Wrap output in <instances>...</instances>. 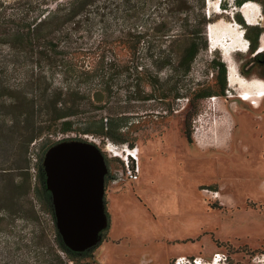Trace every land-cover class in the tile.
Segmentation results:
<instances>
[{
	"label": "rangeland",
	"instance_id": "1",
	"mask_svg": "<svg viewBox=\"0 0 264 264\" xmlns=\"http://www.w3.org/2000/svg\"><path fill=\"white\" fill-rule=\"evenodd\" d=\"M247 1L260 6L251 7V14L261 18L257 27L264 28V0ZM219 6L222 13L211 12L220 10ZM205 13L211 23L237 21L240 16L248 25L234 0H205ZM171 22L152 23L150 53L165 50L168 55L167 49L177 48L178 43L172 46L171 39L165 41L161 37L169 29L175 34L180 32ZM124 27L111 17L106 24L95 23L88 30L74 32L70 44L76 51L89 49L105 39L102 35L108 41L117 38L126 30ZM257 27L250 29L251 36H255ZM263 34L264 31L259 35L258 47ZM219 40L226 41V34L220 35ZM210 42L208 50L200 51L187 76L157 69L154 74L158 80L157 98L149 101L138 100L139 96L153 92L149 86L133 88L135 76L117 73L128 54L120 47L116 49L118 65L113 70L115 75L110 77V94L98 104L100 107L84 106L81 115L127 118L121 131L125 141L102 139L100 149L108 168L104 194L108 224L104 239L79 264H176L181 257L193 264L195 260L198 264L200 260L204 264H264V98L257 107L243 101L239 96L246 91L230 86L227 74L225 96H210L194 105L188 102L186 89L215 87L218 72L210 65L215 58L210 52L214 51ZM258 50L233 55L238 74L243 78L264 81V56L256 58ZM219 52L223 61V53ZM98 60L76 54L71 62L95 66ZM113 60V55L108 54L106 61ZM140 62H148V58L143 57ZM49 75L57 84L66 80L78 84V78L66 65L51 70ZM94 84L93 89L91 84H82L92 102L96 99V81ZM177 88L184 98L174 99ZM215 97L218 99L211 101ZM82 102L88 104V99ZM186 123L191 128V143L185 135ZM79 138L90 141L83 135L69 133L47 136L33 144L30 173L39 176L45 144ZM108 140L120 148L125 143L139 148L137 180H128L122 159H111L104 151ZM34 204L40 223H17L27 225L26 233L35 230L39 236L46 215L36 200ZM26 215L32 216L30 211ZM8 239L11 236L0 232V242ZM214 254L225 255L226 262H214ZM5 262L0 256V264Z\"/></svg>",
	"mask_w": 264,
	"mask_h": 264
},
{
	"label": "trees",
	"instance_id": "2",
	"mask_svg": "<svg viewBox=\"0 0 264 264\" xmlns=\"http://www.w3.org/2000/svg\"><path fill=\"white\" fill-rule=\"evenodd\" d=\"M245 2L234 0L237 7ZM111 17L125 26L120 36L108 41L102 35L105 39L95 47L78 51L72 48L74 32L88 30L95 23L106 24ZM167 20L176 24L180 32L175 34L169 29L161 37L165 41L171 39L172 46L178 43L177 48L167 49L168 55L165 50L150 53L152 23L163 24ZM237 22L245 28L249 49L257 52L264 28L246 25L240 16ZM210 23L205 0H0V232L11 236L10 241L0 242V256L7 264H79L94 249L76 253L64 245L43 167L39 164L38 177L30 173L32 145L47 136L69 133L125 141L121 131L127 118L81 115L84 106L96 108L110 94V77L118 65L116 49L120 47L128 54L117 73L135 76L133 88L149 86L153 92L138 97L149 101L157 98V69L187 76L200 51L209 49L206 27ZM252 27H257L255 36L249 33ZM210 52L215 55L211 68L218 72L215 87L186 89V98L192 105L210 96H225L227 65L221 61L219 50ZM76 54L99 60L95 66L74 64L71 61ZM108 54L113 55V61H106ZM255 54L258 59L264 56V52ZM143 57L148 62H140ZM65 65L78 78V84L74 80L57 84L49 75L51 70ZM94 81L96 99L92 102L82 84H91L93 89ZM184 97L177 88L174 99ZM83 99H88V104ZM185 135L191 143L192 132L187 123ZM56 143L45 144L44 150ZM34 200L46 215L39 236L35 230L26 233L27 225L17 223H40ZM29 211L31 217L26 215ZM100 237L102 241L104 231Z\"/></svg>",
	"mask_w": 264,
	"mask_h": 264
},
{
	"label": "water",
	"instance_id": "3",
	"mask_svg": "<svg viewBox=\"0 0 264 264\" xmlns=\"http://www.w3.org/2000/svg\"><path fill=\"white\" fill-rule=\"evenodd\" d=\"M207 35L211 41L209 25ZM42 164L64 245L76 253L95 248L108 224L104 207L108 168L102 150L91 141L63 140L48 148Z\"/></svg>",
	"mask_w": 264,
	"mask_h": 264
},
{
	"label": "bare ground",
	"instance_id": "4",
	"mask_svg": "<svg viewBox=\"0 0 264 264\" xmlns=\"http://www.w3.org/2000/svg\"><path fill=\"white\" fill-rule=\"evenodd\" d=\"M256 6L259 8L260 6L253 1H247L244 3L242 7H240V13L243 14L244 18L247 19V24L251 26H255L259 24V20L261 18L259 16H252L251 7ZM220 10H211L214 13H222L223 8L220 6ZM211 9L213 7L211 6ZM255 12H258L255 11ZM211 14V13H210ZM260 16L262 14H259ZM246 21V20H245ZM210 36L212 48H216L222 51L223 53V61L228 65V82L230 86H238L241 90L246 91L239 97L243 101L250 102L254 107H257L258 102L264 98V81L260 79H246L238 74L237 68L235 66L234 54L237 52H247V44L249 40L245 37V30L241 28L240 24L237 21L231 20L230 22L222 23H210L209 24ZM243 34V37L241 34ZM226 34V41L223 40L220 42V35ZM261 44L258 47V54L264 52V34L261 37ZM250 43V42H249ZM240 73V72H239ZM232 88V87H231ZM245 94H247L245 96ZM244 95V96H243ZM218 98L215 97L211 99V101H216ZM139 150V149H138ZM140 154V152H139ZM119 156V154H116ZM125 154H123L124 156ZM219 194H217L218 196ZM200 264H204L202 260L199 261ZM212 264V263H210Z\"/></svg>",
	"mask_w": 264,
	"mask_h": 264
},
{
	"label": "built area",
	"instance_id": "5",
	"mask_svg": "<svg viewBox=\"0 0 264 264\" xmlns=\"http://www.w3.org/2000/svg\"><path fill=\"white\" fill-rule=\"evenodd\" d=\"M249 44V42H248ZM247 44V45H248ZM90 139L92 143L97 145L99 148L101 146L102 139L93 137V136H85ZM139 148H131L128 144H123V147H119L117 144L110 142L108 140L107 144L105 145L104 151L109 153L111 159H122V162L126 166V178L130 181H135L139 178L140 168V154ZM116 154H119L117 156ZM123 154H125L123 156ZM214 262L220 263L221 261L226 262L227 257L222 254H214ZM195 264H198V260H195ZM176 264H193L190 260L186 257L178 258Z\"/></svg>",
	"mask_w": 264,
	"mask_h": 264
},
{
	"label": "crops",
	"instance_id": "6",
	"mask_svg": "<svg viewBox=\"0 0 264 264\" xmlns=\"http://www.w3.org/2000/svg\"><path fill=\"white\" fill-rule=\"evenodd\" d=\"M244 17V16H243ZM245 20H246V22H247V19H246V17H245ZM249 26H251V25H249ZM255 26H257V25H255ZM261 40V39H260Z\"/></svg>",
	"mask_w": 264,
	"mask_h": 264
},
{
	"label": "flooded vegetation",
	"instance_id": "7",
	"mask_svg": "<svg viewBox=\"0 0 264 264\" xmlns=\"http://www.w3.org/2000/svg\"><path fill=\"white\" fill-rule=\"evenodd\" d=\"M108 175V171H107V174H106V176Z\"/></svg>",
	"mask_w": 264,
	"mask_h": 264
},
{
	"label": "clouds",
	"instance_id": "8",
	"mask_svg": "<svg viewBox=\"0 0 264 264\" xmlns=\"http://www.w3.org/2000/svg\"><path fill=\"white\" fill-rule=\"evenodd\" d=\"M247 46H249V44Z\"/></svg>",
	"mask_w": 264,
	"mask_h": 264
}]
</instances>
